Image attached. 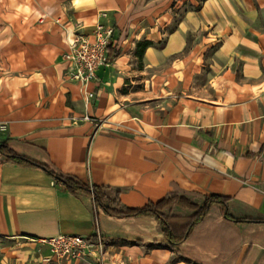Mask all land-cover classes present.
Returning a JSON list of instances; mask_svg holds the SVG:
<instances>
[{
	"label": "crops",
	"instance_id": "1",
	"mask_svg": "<svg viewBox=\"0 0 264 264\" xmlns=\"http://www.w3.org/2000/svg\"><path fill=\"white\" fill-rule=\"evenodd\" d=\"M98 22L115 45L86 100L63 56ZM2 144L125 208L226 203L172 246L155 219L109 216L0 155V264H264V0H0ZM58 235L102 255L57 258L40 240Z\"/></svg>",
	"mask_w": 264,
	"mask_h": 264
},
{
	"label": "trees",
	"instance_id": "2",
	"mask_svg": "<svg viewBox=\"0 0 264 264\" xmlns=\"http://www.w3.org/2000/svg\"><path fill=\"white\" fill-rule=\"evenodd\" d=\"M151 44L149 42L139 43L136 54L141 58L144 50ZM0 155L8 162L27 168H39L47 173L64 191L75 194L83 192L93 198L94 205L101 208L107 215L115 217H150L155 219L162 227V232L169 245H179L186 241L192 234L193 230L206 220V215L213 205H221L225 208L226 199L211 195L203 198L201 206L194 205L182 196L176 193H169L165 198L157 203H149L138 209L122 207L117 193H107L106 189L97 188L82 184L75 178L61 175L48 166L39 164L33 160L20 156L9 149L5 144L0 145ZM180 207L193 211L188 218H177L165 216L162 210L171 206ZM227 217V216H226ZM240 222V221H238Z\"/></svg>",
	"mask_w": 264,
	"mask_h": 264
},
{
	"label": "built area",
	"instance_id": "3",
	"mask_svg": "<svg viewBox=\"0 0 264 264\" xmlns=\"http://www.w3.org/2000/svg\"><path fill=\"white\" fill-rule=\"evenodd\" d=\"M105 16V13L100 14L101 18ZM113 32V27L99 22L89 32L80 28L69 32L67 51L63 58L69 66L70 80L83 88L86 100L93 98V93L87 91V86L94 80L96 71L111 61V49L115 45ZM82 119L90 120L86 116ZM40 242L47 245L51 254L57 258L78 259L93 256L97 251L98 257L102 254L100 240L96 243L76 235H58Z\"/></svg>",
	"mask_w": 264,
	"mask_h": 264
},
{
	"label": "rangeland",
	"instance_id": "4",
	"mask_svg": "<svg viewBox=\"0 0 264 264\" xmlns=\"http://www.w3.org/2000/svg\"><path fill=\"white\" fill-rule=\"evenodd\" d=\"M102 255V254H101ZM97 264H101V257L99 258V261H98V263Z\"/></svg>",
	"mask_w": 264,
	"mask_h": 264
}]
</instances>
